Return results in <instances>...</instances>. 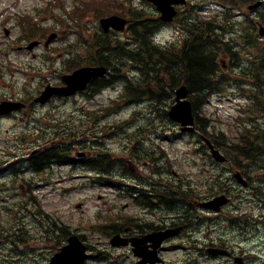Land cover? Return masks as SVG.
I'll list each match as a JSON object with an SVG mask.
<instances>
[{
	"label": "rangeland",
	"instance_id": "rangeland-1",
	"mask_svg": "<svg viewBox=\"0 0 264 264\" xmlns=\"http://www.w3.org/2000/svg\"><path fill=\"white\" fill-rule=\"evenodd\" d=\"M48 0H0V10L2 8H6L8 6H14L15 8H11V11H21L25 12L28 10H33L38 8V10L44 9V16H47L46 9ZM73 1V0H67ZM105 0H100L99 2H104ZM111 1V0H108ZM118 2H123L121 0H117ZM136 6H143L148 11L153 12L154 10L148 6L144 0H132ZM77 3H87V0H77ZM193 5L198 4L201 5V13L200 15L203 17L213 16L216 13L220 12V8L214 1H206V0H193ZM56 15H65L63 10H56ZM44 20V19H41ZM97 20H94L90 23V25L97 24ZM17 34V33H16ZM5 35V34H4ZM19 35V34H17ZM16 35V36H17ZM178 37L182 38V25L175 24L166 30L161 39L164 43L167 42H175ZM65 42L69 45L76 47L79 40L76 35H72V33H66L64 35ZM3 42H6V39L1 38ZM229 40H231L229 38ZM261 44L257 45L254 49V53H258L261 48ZM9 45L6 48L8 51ZM242 52L249 56L244 49ZM10 56L5 57L6 60H13L17 65H15L14 69L7 70L9 71H18L21 70L17 74L16 81L24 82V80H29L31 84L35 85L37 80L43 76V74L38 73V71L34 70L30 64L40 67L42 69H47L48 66L46 62L48 58L45 56H41L38 58L39 61L33 62V57L26 52L22 51H11ZM2 57V56H1ZM3 58V57H2ZM42 59V60H41ZM242 86V82L237 83ZM226 89L223 93L211 95L209 98V102L201 108L200 117L211 120V125L216 126L218 132L225 131L228 135L234 136L237 121L239 119V113L241 114V107L246 104V102L238 97L239 90L238 88L230 89L229 85L225 86ZM243 89V88H242ZM244 90V89H243ZM120 90H117L115 93L114 90L107 91L100 96H97L94 101H89L82 99L81 96H77L70 100L68 105L62 109L63 119L69 117L76 116H85L88 118V112L90 110H102L105 105H107L111 100H117L119 96ZM234 94V96H233ZM240 111V112H239ZM84 112V114H83ZM136 112L133 107H128L123 110L118 116L110 115L109 120L103 125L105 120L101 117V126H98L95 130L96 134L93 135L91 130L87 131V137H85L82 143H86L89 145H93L95 148H101V150H105L107 153L111 152L112 154H116V156L123 157L126 161H129V153L126 151L131 147V144L127 142L128 136L127 134H133L137 132L138 127H146L145 131H147V125L141 124L134 125L131 128V131L128 132L125 130V133L116 134L118 126H121L127 119H130L132 115ZM157 118V117H156ZM104 120V121H103ZM93 122H89V126ZM156 125L162 131V124L156 122ZM108 126V127H104ZM129 126V125H127ZM69 128V127H65ZM127 129V128H126ZM73 130L76 134L82 136V130H79L77 125H73L70 129H64V131ZM63 130L60 131L62 133ZM173 132V131H172ZM209 133H217L215 131H209ZM97 136V137H96ZM146 135L145 137H147ZM80 139L83 137H79ZM98 140V143H87V141ZM153 138V137H152ZM154 141L151 144L154 146L153 149L156 148L158 150L157 138H153ZM195 139V138H194ZM96 142V141H95ZM156 142V143H154ZM196 142V141H195ZM193 142L192 136H187L186 139L177 140L175 142H162L163 147H165L168 158L170 162L166 164V167L170 169V172H176L179 174L178 179L185 182L187 186H184L185 189L191 190L189 187H192L195 190V184L200 182H205L208 179V174L203 173V168L206 167V163L204 160L199 158L196 154H198V150L196 149L198 146ZM76 143V142H75ZM103 143L106 146H103ZM136 143V140H135ZM77 146V144H76ZM147 146H151L150 143L147 142ZM126 151V152H125ZM133 152V150H132ZM139 162V161H138ZM167 162V161H165ZM133 163V162H132ZM131 163V164H132ZM3 164L0 162V165ZM140 167H142V163L139 162ZM164 163H162L163 165ZM208 167V166H207ZM209 168V167H208ZM219 168H214L213 173ZM147 168L143 167V172H145ZM172 174V173H171ZM80 175L79 172H75L72 175L70 173L66 174H51L46 173L44 175L36 176V184L40 185V188L34 189L32 192L24 191L20 188L14 190L15 196L12 193L0 191V223L1 227L6 228L14 233V231L21 230L20 234L29 235L33 238L45 236L49 229H53L54 223L50 220H61L59 221L64 227H71L74 231L76 228L80 229L81 234L83 236L86 235L87 244L92 246L98 245H107L110 237H104L99 235L98 232L95 233L94 230L98 228V226L102 223H107L111 218H114L115 211L119 214H124L121 202H127L126 198H119L120 195L118 191L112 188H103V187H94L92 182L84 179L85 187H81L83 183L78 179ZM65 176L70 178V181H66ZM169 177V176H168ZM6 176H3L1 179H5ZM61 179L65 180V183H59ZM167 179V178H165ZM110 181H115L114 177L109 179ZM169 180V179H168ZM89 183V184H88ZM81 184V185H80ZM194 184V185H193ZM48 185V186H46ZM10 196V197H9ZM252 199V203L257 205L259 202V197H255L254 195L250 197ZM247 203V202H245ZM18 205L17 211H14L13 208ZM82 208H79V206ZM264 206V204H263ZM262 206V207H263ZM117 207V208H116ZM122 211V212H121ZM258 220H262L261 225L264 226V207L263 211L256 210L255 211ZM78 222L83 223L85 226L81 227L78 225ZM203 227H206L204 225ZM223 225L218 224L215 233H212V238H225L223 234ZM0 234H7V231L0 229ZM207 231V228L204 232ZM100 232V231H99ZM229 232L226 229V233ZM261 235L255 239V242H259L260 244L264 243V228H261ZM77 233V232H74ZM8 238H14V235H7ZM61 238L59 237V240ZM234 242L233 240H230ZM255 242L247 243L245 247L250 250L256 244ZM60 243V241L56 242ZM258 250H255L253 254H257L261 256L262 261H264V245H261ZM13 243H10L12 246ZM38 247H41L38 252L40 255H43V259L47 257L46 248L47 245L40 244ZM7 250V249H6ZM112 252V251H110ZM120 252V251H119ZM8 253V251H7ZM125 251H121L120 254H124ZM9 254V253H8ZM262 254V255H261ZM7 255V254H6ZM171 264H188L190 258L192 257L187 253H171L166 255ZM41 261V260H40ZM122 264H130L127 263L125 257H121L117 260ZM130 261V260H129ZM106 264H109L106 261ZM131 262V261H130ZM193 262V260H192ZM224 260H213L212 262L205 260L203 258L198 259V264H223ZM88 264H100V263H91ZM132 264V262H131Z\"/></svg>",
	"mask_w": 264,
	"mask_h": 264
},
{
	"label": "trees",
	"instance_id": "trees-1",
	"mask_svg": "<svg viewBox=\"0 0 264 264\" xmlns=\"http://www.w3.org/2000/svg\"><path fill=\"white\" fill-rule=\"evenodd\" d=\"M227 4L236 5L239 0H225ZM249 2L251 0H245ZM124 13H126L124 11ZM126 17L133 21L132 38L134 47L131 52L123 51L130 56V62L141 68V80L133 86H129L128 101H145L150 107L163 108L166 122H170L167 116L168 105L172 103L174 92L182 85H186L191 93L196 111L204 105L209 97L206 93L215 90L217 85L222 82V74L219 76L218 57L221 55L222 48L225 44L222 36L218 33L221 26L216 22L195 24L190 30V38L182 50L176 48H164L157 46L152 41V35L155 30L159 29L162 24L155 16L144 10L132 8V14ZM193 36V37H192ZM107 46L97 45L99 50L100 61L106 66L110 62L109 54L106 53ZM121 51H119V54ZM112 69L114 77L120 76L125 69L119 65L109 66ZM254 74L264 75V60L262 66L255 67ZM263 83L262 81L257 82ZM100 83L93 87L98 91L104 87ZM220 90V89H219ZM253 96L259 100H264V94L253 93ZM256 107L247 114L246 123L243 124V132L236 137V140L230 141L226 135L220 133L213 136L212 140L217 147L223 148L231 154L240 157L243 163L256 162L260 163L261 169L264 170V126L260 121L264 119V113L257 110ZM199 121V118H198ZM200 124L208 128L209 122L200 118ZM53 154L45 153L43 157L37 159L38 167L44 166L53 158ZM253 157L252 159H250ZM239 159V160H240ZM262 159V160H261ZM241 160H235V163H241ZM104 161L109 165L112 164L109 159ZM221 177L217 176L214 180V189L217 190L219 185L215 184ZM174 186V185H173ZM182 188V184L178 185Z\"/></svg>",
	"mask_w": 264,
	"mask_h": 264
},
{
	"label": "flooded vegetation",
	"instance_id": "flooded-vegetation-1",
	"mask_svg": "<svg viewBox=\"0 0 264 264\" xmlns=\"http://www.w3.org/2000/svg\"><path fill=\"white\" fill-rule=\"evenodd\" d=\"M13 30L16 32L19 31L20 28H18V26H14L12 28V31ZM3 32L5 33V29H3ZM9 32L10 35H6L7 37H5V39L8 40L9 44L22 42L21 35H18V37L12 36L11 30H9ZM61 39L62 36H59V38L57 37V39L50 46V48L46 49L48 52L51 53L50 54L51 56L53 54L58 56L59 59L58 64H60V66L67 65L69 62L68 57L61 58L62 53L64 52V48L60 47L61 45L59 44V41H61ZM5 44H6L5 42H0L1 46ZM26 48H27L26 44L19 45V46H15L12 49V51L17 50V51L29 53ZM40 48L42 49L41 50L42 52L43 49H45V47L43 46ZM69 53L70 52H68V54ZM29 54H31V56L33 57L32 60H37L38 55L36 53L32 52ZM1 56L3 58L0 59V64L12 61V60L5 61L6 60L5 57L10 56V52L6 51L5 49L4 50L0 49V57ZM73 59L74 58H71V60ZM81 61H83V57ZM51 85L61 86L62 84L58 82L57 84H51ZM9 99L12 100V98ZM61 100L63 101L64 99ZM52 103L53 100H51L50 104ZM27 109H32V106L31 108H27ZM6 120H9L10 122L13 123L14 130L17 127H19L18 124L19 117L17 113H11L7 116L0 117V121H6ZM13 132L11 131V129H7L6 130L7 134H3V136L7 137L6 140L7 142H10L11 144L15 145L17 142L21 141V139ZM3 141H5V139H3ZM32 141L35 142V139L33 140V135L24 144L31 146ZM65 145L66 144L63 140L60 139L58 140L57 146L59 148L62 147L64 149ZM59 148L57 150H60ZM51 151L54 150L51 149ZM245 177L247 178L246 175ZM253 189H254L253 186L249 188V190L251 191H253ZM223 193L225 192H222L220 194ZM142 195H143L142 197L147 200L146 202L142 204L133 202L127 204L126 206L128 213V218H127L128 225L125 228L123 237H125L130 242V245H128L125 248V250H127V252L130 253L131 255H134L133 253L137 249V246L135 245L136 243L134 242H138V245L143 247L147 252L155 251L156 254L162 258L174 252L184 251V249L186 250V252H188L189 250H194L196 254L200 253L201 255H205L207 249L216 246V247H221L223 249H227L229 250V252H231L230 255H227L226 257L228 263L235 264L236 260L235 262L233 261L236 256H239L242 258L240 262H242L243 264H263L261 262H256L255 259L257 258L255 256L248 255L243 250L236 251V247H241L242 237H245L244 233L245 232L247 233L249 228L245 230V227L243 226V228L240 230V234H238L239 226L245 225L243 224V222L248 221V219L247 217H245V213L241 212L242 208L240 204L238 203L232 204L233 199L231 196H230L231 199H229L230 204L220 212L214 213L212 211L204 210V208L200 207L201 202L213 198L212 195L207 197L196 196L197 197L196 199L192 198V201L190 203L185 204V208L183 210L171 212L174 210L167 207L164 186L162 185L161 182H159L158 185L153 187H145ZM133 201L135 200L133 199ZM240 203L242 204L243 202L241 201ZM252 219L254 220V218H249V221H252ZM205 220L211 223H213L214 220H217L218 223L222 221L225 222L227 226V230H230L229 234H233L236 236L237 243L232 244L230 240L227 239L226 242L215 244V241L210 240L211 227L208 226L207 232L206 233L204 232L203 225L204 224L206 225V223L203 224V221ZM175 229H180L178 235L167 240L165 243L154 245L151 242H146L143 244L140 241V239H143L152 234L156 235L159 233H163L165 231H172ZM240 236L242 237L240 238ZM205 237L206 239H204ZM246 238L248 239V236H246ZM199 239H201L202 241ZM251 252H253V250H251Z\"/></svg>",
	"mask_w": 264,
	"mask_h": 264
},
{
	"label": "water",
	"instance_id": "water-1",
	"mask_svg": "<svg viewBox=\"0 0 264 264\" xmlns=\"http://www.w3.org/2000/svg\"><path fill=\"white\" fill-rule=\"evenodd\" d=\"M154 4L157 5L158 9L162 12V19L166 21H171L174 16L177 14L173 5H178L181 3H185V0H150ZM103 26L106 30H109L110 27H114L117 30H124L125 27V21L119 17H111L109 19H105L102 21ZM54 38V36H51L49 39V42ZM106 73L105 68H82L80 70H77L74 74L70 76H66L64 78L65 82L67 83V87L55 90L56 93L60 95H73L77 91L83 89L92 79L99 77ZM53 93L49 92L47 93L46 97H44V101H46ZM177 104L172 108L170 112L171 118L181 123L183 126H189L193 124V115H192V105L189 101L183 100L188 95V90L183 87L180 90L177 91ZM190 131L193 130L189 129ZM213 151V155L215 159L219 162L225 161V158L220 154L219 151L214 150L212 145H210ZM226 201L222 198L216 199L212 201L208 207L213 209H218L219 206L225 204ZM163 237L162 239L166 238ZM114 243H116V239L114 240ZM85 248L81 246L77 240H74V243L72 246L67 248L64 251V254L61 256V258H65L66 262L63 264H70L73 262V260H77L81 262L83 259L86 258L84 255ZM218 254V253H215ZM149 259V257L147 258Z\"/></svg>",
	"mask_w": 264,
	"mask_h": 264
}]
</instances>
